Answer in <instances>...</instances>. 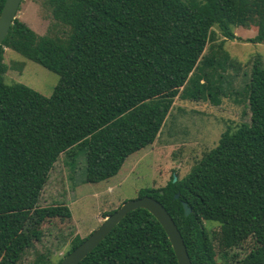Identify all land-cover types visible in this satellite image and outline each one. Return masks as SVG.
Segmentation results:
<instances>
[{"label": "trees", "instance_id": "trees-1", "mask_svg": "<svg viewBox=\"0 0 264 264\" xmlns=\"http://www.w3.org/2000/svg\"><path fill=\"white\" fill-rule=\"evenodd\" d=\"M41 2L54 20L49 32L40 35L17 17L0 44V264H19L41 234V217L63 210L58 214L71 218L65 203L39 211L62 154L85 153L88 182L115 176L131 154L155 143L176 97L215 105L230 97L224 86L234 64L224 45L238 38L235 27H257L248 41L264 42V0ZM219 33L224 40L207 51ZM5 48L57 73L53 94L6 83ZM243 92L235 102L247 105L248 122L223 132L182 178L140 191L170 212L193 264H218L206 221L219 223L224 248L256 242L241 264H264L263 58L252 61ZM87 237H76L66 255ZM79 264L179 261L162 224L137 208Z\"/></svg>", "mask_w": 264, "mask_h": 264}, {"label": "rangeland", "instance_id": "rangeland-1", "mask_svg": "<svg viewBox=\"0 0 264 264\" xmlns=\"http://www.w3.org/2000/svg\"><path fill=\"white\" fill-rule=\"evenodd\" d=\"M17 17L40 35L48 33L54 22L41 0H23ZM234 31L238 38L226 40L224 45V52L231 56L229 63L234 64L227 73V86L223 83L230 97L223 98L220 105L176 97L155 143L131 154L120 171L109 179L86 181V155L77 153V148L61 155L43 189L39 211L45 213L42 210L46 207L65 203L71 218L58 214L63 210L41 217L38 224L41 234L23 251L19 264L57 263L65 257L76 237L85 238L99 227L107 212L138 198L144 188L165 186L173 175L182 178L206 152L218 145L223 132L250 120L247 105L235 100L244 97L252 61L257 57L264 59V42L248 41L258 34L257 27L238 26ZM222 40L224 37L219 33L218 40L210 43L207 51ZM3 61L8 66L6 83H22L48 97L53 94L60 78L57 73L10 48H5ZM231 85L235 92L228 89ZM35 224L32 222L29 228ZM205 224L214 239L218 264H241L256 247V242L249 239L224 248L217 239L219 223L206 221Z\"/></svg>", "mask_w": 264, "mask_h": 264}, {"label": "water", "instance_id": "water-1", "mask_svg": "<svg viewBox=\"0 0 264 264\" xmlns=\"http://www.w3.org/2000/svg\"><path fill=\"white\" fill-rule=\"evenodd\" d=\"M23 0H6L0 14V44L7 37ZM177 176L174 177V181ZM178 194H176V198ZM184 209L188 215L192 208L184 202ZM137 208L147 209L162 224L173 245L179 264H193L183 235L167 208L156 198L145 195L133 200H127L105 220L82 243L69 252L60 264H79L91 253L122 221L126 215Z\"/></svg>", "mask_w": 264, "mask_h": 264}]
</instances>
